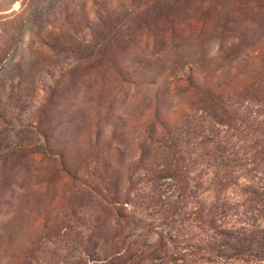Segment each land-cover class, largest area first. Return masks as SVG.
Instances as JSON below:
<instances>
[{"label": "rangeland", "instance_id": "374dc122", "mask_svg": "<svg viewBox=\"0 0 264 264\" xmlns=\"http://www.w3.org/2000/svg\"><path fill=\"white\" fill-rule=\"evenodd\" d=\"M257 125L264 0H0V264H242L198 241L264 205Z\"/></svg>", "mask_w": 264, "mask_h": 264}, {"label": "trees", "instance_id": "16d2710c", "mask_svg": "<svg viewBox=\"0 0 264 264\" xmlns=\"http://www.w3.org/2000/svg\"><path fill=\"white\" fill-rule=\"evenodd\" d=\"M211 99L213 101V98ZM258 127L259 130H255V131L248 129L249 131L246 132L247 134L244 136L242 142L246 143L250 139V142L253 143L254 145L259 146L260 148H264V128L257 125V128ZM250 136L251 138H249ZM210 138L212 139V143H214L215 140L218 141V139H215L213 133L210 134ZM226 158L227 157H225V161L227 163L225 162V164L222 166V170L226 171V169L228 170L231 168L233 170V174L237 170H245L252 165L251 159L243 158L242 160L239 159L237 160L234 158L227 160ZM250 171L251 170L247 169L248 174ZM260 172L264 175V172L262 170ZM225 174L226 177H222L221 182L218 183V185L222 188H224L229 183L227 181L228 180L227 175L229 173L225 172ZM172 187L174 188L173 196L171 198L166 199L165 201V209H164L165 216L166 214L167 215L178 214L179 217V222H177L178 227L177 229H172V230L176 233V235L184 234V236H187V234H191L192 232L189 231L191 227L189 225H185V222L191 220H193L192 222H194L196 218V214L199 215V212H192L190 214V212L187 211L188 204H186V199L188 198L187 196L188 184L181 181L178 182L174 181ZM191 198L194 200L193 194ZM173 210L174 212H172ZM176 210H179V212L177 213ZM248 212L251 213L252 215V220H253L252 224H250L249 226L247 225L242 226L240 229L219 230V231L215 230L214 234L211 235V237L208 236L204 240L199 239L198 242H200V246L203 244V246L205 245L206 247L209 248L208 250H210V247H212L211 248L212 251H214L215 249L218 250L220 252L218 258L225 259L226 261L238 260V261H242V264H256L254 263L256 261L258 263L264 262V228L258 226L256 220L257 218L264 219V205L259 210L256 209V212L255 211L253 212L252 209H248ZM191 215L193 217L192 219L190 217ZM120 217L122 218L124 216H118L119 224H120V219H119ZM201 219L203 220V217H201ZM200 246L196 245L195 247V244L191 243L187 249L191 251L194 250L195 252H199ZM148 248H151V245L148 246ZM168 251L169 250L165 248V252H164L165 256L163 259L165 258L169 259ZM140 255L141 254H139L138 256ZM168 262L169 264L173 263V261H169V260ZM163 264H165V262ZM173 264H177V262L174 261Z\"/></svg>", "mask_w": 264, "mask_h": 264}]
</instances>
